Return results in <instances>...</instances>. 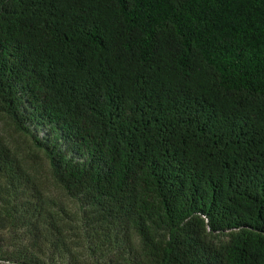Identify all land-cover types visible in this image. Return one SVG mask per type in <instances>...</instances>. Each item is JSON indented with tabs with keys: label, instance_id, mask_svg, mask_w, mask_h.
I'll use <instances>...</instances> for the list:
<instances>
[{
	"label": "trees",
	"instance_id": "1",
	"mask_svg": "<svg viewBox=\"0 0 264 264\" xmlns=\"http://www.w3.org/2000/svg\"><path fill=\"white\" fill-rule=\"evenodd\" d=\"M0 264H264V0H0Z\"/></svg>",
	"mask_w": 264,
	"mask_h": 264
},
{
	"label": "rangeland",
	"instance_id": "2",
	"mask_svg": "<svg viewBox=\"0 0 264 264\" xmlns=\"http://www.w3.org/2000/svg\"><path fill=\"white\" fill-rule=\"evenodd\" d=\"M43 134H44L43 131H40V132L38 133V135L41 136V137L43 136Z\"/></svg>",
	"mask_w": 264,
	"mask_h": 264
}]
</instances>
